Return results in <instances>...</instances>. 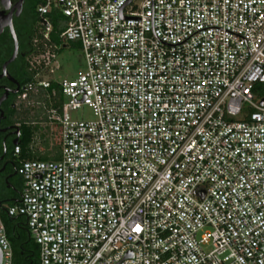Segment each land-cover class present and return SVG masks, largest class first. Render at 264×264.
I'll list each match as a JSON object with an SVG mask.
<instances>
[{
  "label": "built area",
  "instance_id": "1",
  "mask_svg": "<svg viewBox=\"0 0 264 264\" xmlns=\"http://www.w3.org/2000/svg\"><path fill=\"white\" fill-rule=\"evenodd\" d=\"M38 13V85L62 41L87 61L49 109L61 157L21 160L8 207L41 264H264V0H44ZM84 104L95 116L73 118ZM0 247L13 264L1 214Z\"/></svg>",
  "mask_w": 264,
  "mask_h": 264
},
{
  "label": "trees",
  "instance_id": "2",
  "mask_svg": "<svg viewBox=\"0 0 264 264\" xmlns=\"http://www.w3.org/2000/svg\"><path fill=\"white\" fill-rule=\"evenodd\" d=\"M42 2L44 0H27L23 14L15 17L19 47L25 54H19L9 63L8 68L21 83L20 94L25 84L28 82L34 83V87L28 90L27 98H22L20 104L11 109V116L8 120V122L11 120L20 126L21 132L18 139L21 143V152L18 155L14 154L16 143L10 139L4 141L3 132L0 130V157L4 154V157L0 159V201L2 202L0 214L12 242L14 250L13 264H41L40 245L31 233L27 216L22 213L10 214L8 211V207L19 203L21 198L23 177L18 171L21 160L61 157L60 144H51L50 137L43 139L44 148L41 149L36 146L38 126L35 122L41 112L35 104L33 105L31 100L44 99L50 107L57 106L60 109L64 103V94L59 80H51V84L47 87L38 85L35 81L38 70L30 64V56L38 51L34 40L39 35L38 5ZM53 38L58 41L56 33L53 34ZM13 49L14 40L9 30L0 33V68L4 61L10 57ZM9 83L14 84L11 81ZM261 84L258 83L256 87L258 95H263L259 89Z\"/></svg>",
  "mask_w": 264,
  "mask_h": 264
},
{
  "label": "rangeland",
  "instance_id": "3",
  "mask_svg": "<svg viewBox=\"0 0 264 264\" xmlns=\"http://www.w3.org/2000/svg\"><path fill=\"white\" fill-rule=\"evenodd\" d=\"M1 7V0H0ZM61 47L57 49V56L53 59L52 63L42 71V76L50 80H61L65 77L73 78L81 71L87 69V61L84 55L82 45L77 40H67L61 42ZM264 95V83L260 88ZM64 101L68 100L67 95H63ZM33 105L40 109L38 119H36L37 132H36V146L44 148L43 139L50 137L51 144L58 143L61 138L62 127L60 120L52 112L49 111L50 105L46 100H31ZM71 115L73 118H93L95 116L93 108L84 104L76 109H71ZM60 150V149H59Z\"/></svg>",
  "mask_w": 264,
  "mask_h": 264
},
{
  "label": "flooded vegetation",
  "instance_id": "4",
  "mask_svg": "<svg viewBox=\"0 0 264 264\" xmlns=\"http://www.w3.org/2000/svg\"><path fill=\"white\" fill-rule=\"evenodd\" d=\"M16 1L17 0H13V2H16ZM26 1L27 0L24 1L23 10L21 11V13L19 15L16 14V9L14 10V23H15V17L23 14L24 9L26 8ZM0 8H2V5ZM15 28H16V26H15ZM6 30H9L10 34L13 37V34H12L9 26H7L4 29V31H6ZM16 31H17V29H16ZM13 40H14V37H13ZM13 51H14V49H13ZM12 53H11V55H12ZM19 54H25V52L20 47H19L18 55ZM2 71H3V66H1V68H0V73H2ZM10 73L12 74V76L15 79H17L16 76L11 71H10ZM0 79H1V81H0V97L4 94V92L6 91V88H8V95L0 102V130L3 132L4 141H6V139L14 140L15 138L19 137L21 131H19V132L16 131V127L14 125L17 123L12 122L11 120L8 122V120L11 116V111H12L11 109L14 107H17V105H19L21 100H22V98L20 97V93H19L20 89H21V83L17 79L19 82V85H18V82L16 80H13L12 78H10L8 75L0 76ZM10 81L13 82L14 84H10L9 83ZM15 88H18V89L16 91H14L13 89H15ZM3 127H7V129L3 130L2 129Z\"/></svg>",
  "mask_w": 264,
  "mask_h": 264
},
{
  "label": "water",
  "instance_id": "5",
  "mask_svg": "<svg viewBox=\"0 0 264 264\" xmlns=\"http://www.w3.org/2000/svg\"><path fill=\"white\" fill-rule=\"evenodd\" d=\"M24 1L25 0H17L16 2H13V0H1L2 8H0V33H2L7 26H9L11 29V32L13 34V37H14V51H13L12 55L4 61L3 65H2L3 71H2V73H0V76L8 75L10 78H12L13 80H16L17 82H18V80L15 79L12 76V74L10 73V71L8 69V65L17 57V55L19 53V36H18L17 31H16L15 23H14V10L16 9V14L19 15L21 13V11L23 10ZM18 85H19V82H18ZM18 88H15L13 90L16 91ZM7 95H8V88H6V91L0 97V102ZM261 102L264 103V99ZM14 126L16 127V131L19 132L20 131L19 124H15ZM2 129L6 130L7 127H3ZM13 142L18 143L19 139L15 138L13 140ZM5 148H6V145H5ZM3 157H4V154L1 155L0 159ZM1 262H2V249L0 247V264H1Z\"/></svg>",
  "mask_w": 264,
  "mask_h": 264
},
{
  "label": "snow or ice",
  "instance_id": "6",
  "mask_svg": "<svg viewBox=\"0 0 264 264\" xmlns=\"http://www.w3.org/2000/svg\"><path fill=\"white\" fill-rule=\"evenodd\" d=\"M136 231H139V227H137Z\"/></svg>",
  "mask_w": 264,
  "mask_h": 264
}]
</instances>
